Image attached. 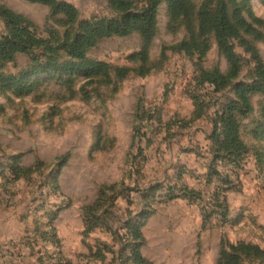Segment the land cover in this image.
Masks as SVG:
<instances>
[{
	"label": "rangeland",
	"instance_id": "374dc122",
	"mask_svg": "<svg viewBox=\"0 0 264 264\" xmlns=\"http://www.w3.org/2000/svg\"><path fill=\"white\" fill-rule=\"evenodd\" d=\"M61 1L77 9L76 23L25 0L0 6L60 42L86 23L121 17L109 0ZM129 1L134 11L145 3ZM202 1L194 0L197 8ZM235 1L248 21H264V0ZM167 2L156 10L144 76L138 31L88 49L87 58L109 65L107 76L72 81L42 72L41 51L0 63V75L32 72L20 91L0 85V264H136L135 248L147 264H216L222 244L264 251V95L237 115L246 152L231 156L216 139L234 85L251 79L253 64L235 42L244 59L239 78L218 90L201 84L202 70L227 74L228 63L213 39L201 60L171 50L188 32ZM7 33L0 18V35ZM247 39L264 61V43ZM122 68L132 71L119 77ZM14 166L25 170L18 179ZM241 264H264V255H244Z\"/></svg>",
	"mask_w": 264,
	"mask_h": 264
},
{
	"label": "trees",
	"instance_id": "16d2710c",
	"mask_svg": "<svg viewBox=\"0 0 264 264\" xmlns=\"http://www.w3.org/2000/svg\"><path fill=\"white\" fill-rule=\"evenodd\" d=\"M25 1L48 6L54 13L63 15L68 24H74L78 20V11L70 3L61 0ZM144 1L142 9L134 11L133 4L129 0H109L111 8L120 13L121 17L86 23L82 31L73 39L62 42L53 35L48 39L36 35L34 25L22 16L0 6V18L8 28L6 35H0V63H11L19 53L33 57L36 56V52L41 51L46 56L45 63L39 65L42 72L58 73L72 81L77 77L107 76L110 72L109 65L87 58L88 49L104 37L125 36L132 31H138L142 38V50L139 55L141 74L144 76L149 71L147 61L150 44L156 31V10L160 0ZM167 4L172 20L181 19L186 22L188 32V37L171 47V50L183 52L187 56H198L201 60L207 55L210 40L213 39L219 53L228 63L227 74L222 73L219 67L211 71L202 70L201 84H209L218 90L231 85L239 78L244 59L235 51V42L250 57V62L253 64L251 79L234 85L236 99L227 104L220 114V133L216 135L218 145L227 154L238 156L246 152L247 148L240 137L237 115L245 116L252 111L250 99L253 95H264V61L253 41L247 39L251 37L255 41L264 43V21L259 19L248 21L235 0H203L199 8L196 7L194 0H168ZM52 37L54 42L51 41ZM61 53L69 60L58 64L54 59ZM131 71L129 68L116 69L119 77H125ZM31 74L32 72H25L19 77L0 75V85L13 86L20 91L22 81ZM201 110V106L195 110L194 119L202 115ZM24 171L14 166L15 179H18L20 173ZM185 196H188L187 191L181 197ZM130 225L128 223V226ZM140 228L141 225H138L134 229V237L141 236ZM248 254L264 255V251L244 243L230 245L228 248L222 244L216 264H241L243 256ZM132 259L136 264H147L138 248L134 249Z\"/></svg>",
	"mask_w": 264,
	"mask_h": 264
}]
</instances>
